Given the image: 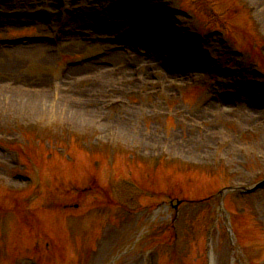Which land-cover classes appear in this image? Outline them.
I'll use <instances>...</instances> for the list:
<instances>
[{"label":"rangeland","instance_id":"374dc122","mask_svg":"<svg viewBox=\"0 0 264 264\" xmlns=\"http://www.w3.org/2000/svg\"><path fill=\"white\" fill-rule=\"evenodd\" d=\"M1 2L0 214L8 218L9 233L0 239V264H247L263 258L264 245L258 237L264 229V190L245 196L227 191L229 208L251 214L250 221L244 217L246 221H237L236 238L219 192L226 187L250 188L264 178V105H255L256 114L247 117L253 101L262 102L253 96L264 92V59L256 53L257 48L264 56V0ZM124 6L149 19L151 9L169 13L162 26L156 25V33L178 49L179 39L193 41V36L201 35L198 52L180 49L199 67L178 73L164 65L175 59L165 58L162 48L139 35L131 42L120 40L125 29L136 26L135 21L130 24L133 17ZM209 27L217 30L212 37L206 31ZM14 34L27 37L9 42ZM31 36L36 39L30 40ZM113 53L118 57L110 58ZM66 57V63H74H68L60 76ZM245 82L252 88L257 85L251 97L207 102L219 91L234 93ZM76 83L86 85L71 90ZM10 88L28 96L16 98L7 91ZM29 96L35 99L28 100ZM73 100L82 104L71 105ZM94 103L97 106L85 108L88 116L82 117L83 107ZM103 105L106 109L101 110ZM97 118H103L100 126ZM112 118L122 131L112 132L117 128L109 123ZM28 139L34 144L21 161L28 153L34 159L41 154L44 158L47 150L57 147L68 148L74 157L72 164L67 156L44 159V165L32 163L41 192H22L27 178L37 183L36 175L14 163ZM83 142L86 148L81 147ZM93 146L99 151L120 150L121 156L143 154L145 162L159 164L155 184L143 179L142 167L140 178L134 179L160 191L165 203L146 211L140 204L146 201L122 189L123 179L116 182L121 190H106L103 170H93L104 156L77 159L81 152L77 149L86 152ZM94 178V189L86 195L68 191H77ZM177 199L193 202L179 210V245L166 250L172 203ZM72 205L78 207L70 212L73 215L92 206L100 208L78 218L60 210ZM128 207L131 212H126ZM99 215L98 223L89 219ZM76 219L83 228L78 232L71 223ZM237 226L232 220L234 231ZM146 233L150 237L140 235ZM159 243L163 247L143 261L141 251ZM112 244L121 246L117 254Z\"/></svg>","mask_w":264,"mask_h":264},{"label":"bare ground","instance_id":"6f19581e","mask_svg":"<svg viewBox=\"0 0 264 264\" xmlns=\"http://www.w3.org/2000/svg\"><path fill=\"white\" fill-rule=\"evenodd\" d=\"M129 20H130V19H129ZM114 26H115V25L112 24L110 27L113 28ZM118 54H119V53H113V54L110 55V58H112V57L117 58V57H118ZM115 60H116V59H115ZM114 81H116V80H114ZM0 89H1V88H0ZM0 91H1V90H0ZM13 91H14V93L12 92V94H14V96H15L16 98H21V99L24 100V98H26V96H28V94H26V93H24V92L18 94V93H19V89L16 91V93H15V90H13ZM32 99H35V98H32ZM32 99H30V96L28 97V100H32ZM46 100H47V98H44V99H43L41 106L43 105L44 102H46ZM47 102H48V101H47ZM70 104H71V105H79V104H82V103H80V102H72V101H71ZM95 105H96V104L85 105V106L83 107V110H84L85 108H86V109H89V110H92L93 108H95ZM45 106H46V105H45ZM96 106H97V105H96ZM43 107H44V106H43ZM50 110H51V109H50ZM89 110H88V111H89ZM71 111L74 112V113L77 115V118L79 117V116H78V113L75 112L76 109H75L74 107H72V106H71ZM251 113H255V114H256V111L249 110L248 113H247V115L250 116ZM82 114H83V115H82ZM81 115H82V117H84L85 115L88 116V113L86 112V110H84V112H82ZM251 116H252V115H251ZM109 123L113 124V123H115V120H110ZM121 130H122V129L120 128V131H121ZM78 157L80 158L81 156H78ZM80 160H82V159H80Z\"/></svg>","mask_w":264,"mask_h":264}]
</instances>
